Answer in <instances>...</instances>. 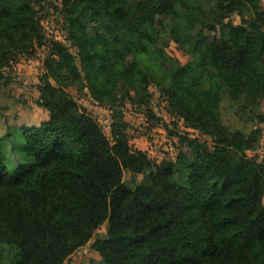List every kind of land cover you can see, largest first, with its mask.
<instances>
[{
  "label": "trees",
  "instance_id": "16d2710c",
  "mask_svg": "<svg viewBox=\"0 0 264 264\" xmlns=\"http://www.w3.org/2000/svg\"><path fill=\"white\" fill-rule=\"evenodd\" d=\"M45 1L0 0V82L43 44ZM60 1L77 53L53 43L39 87L46 121L0 134V264H64L105 222L92 244L102 264H264V161L246 154L261 130L221 114L224 96L248 121L264 101V0ZM167 37L188 64L167 54ZM122 82L138 106L155 82L211 144L186 136L175 160L154 161L132 149L122 119L109 139L67 92L103 103ZM125 171L143 178L128 186Z\"/></svg>",
  "mask_w": 264,
  "mask_h": 264
},
{
  "label": "rangeland",
  "instance_id": "374dc122",
  "mask_svg": "<svg viewBox=\"0 0 264 264\" xmlns=\"http://www.w3.org/2000/svg\"><path fill=\"white\" fill-rule=\"evenodd\" d=\"M39 18L45 37L43 44L36 45L33 51L27 54L20 55L4 70V78L0 82V134L4 132L7 124L22 128L46 121L48 113L41 105L39 87L53 43L61 42L75 55L77 53L76 48L71 47L67 40L66 18L60 0H46L39 9ZM233 19L236 23L240 22L238 17ZM165 51L182 65L192 60L181 45L169 37ZM148 90V104L138 106L132 100L135 93L124 82L119 84L116 98L103 103L95 100L88 89L78 91L75 87L67 88V92L75 99L80 109L96 120L109 139H112V124L122 119L126 124V133L132 149L145 152L154 161L175 160L181 150H186V145L181 142V138L186 136L211 144V137L189 128L183 118L172 113L166 96L155 82L148 86ZM251 112L255 117L248 121L237 113L235 105L227 96L222 99L221 114L226 125L245 131L259 125L261 133L253 148L247 150L246 154L261 162L264 161V121L259 122L257 116L260 114L264 117V101L260 106L252 108ZM142 178V175L124 172V182L128 186L135 185ZM108 226V222H105L97 230L95 237L73 252L64 264H102V259L92 244L96 238L107 233ZM10 255V252L6 251L7 260Z\"/></svg>",
  "mask_w": 264,
  "mask_h": 264
}]
</instances>
